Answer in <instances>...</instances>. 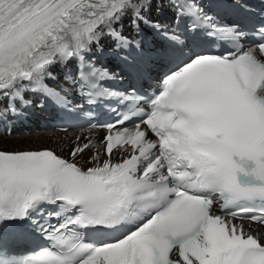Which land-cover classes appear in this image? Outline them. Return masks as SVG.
<instances>
[{
    "label": "snow or ice",
    "instance_id": "1",
    "mask_svg": "<svg viewBox=\"0 0 264 264\" xmlns=\"http://www.w3.org/2000/svg\"><path fill=\"white\" fill-rule=\"evenodd\" d=\"M158 2L0 0V122L26 116L29 91L68 115L75 93L117 116L87 169L51 149L0 150V264H264V23L249 32L166 0L188 54L151 95L114 89L100 59L142 50V25L188 47L151 19Z\"/></svg>",
    "mask_w": 264,
    "mask_h": 264
},
{
    "label": "bare ground",
    "instance_id": "2",
    "mask_svg": "<svg viewBox=\"0 0 264 264\" xmlns=\"http://www.w3.org/2000/svg\"><path fill=\"white\" fill-rule=\"evenodd\" d=\"M159 10L162 12H166L167 8L162 4V2L154 3L153 9L151 12L157 13ZM59 70V69H58ZM60 71V70H59ZM96 134V130L89 133L88 135L79 136L76 133L66 134L65 136L60 135L58 132H44L37 134H30L29 136H23L21 139H2L0 138V142H4V144L0 143V146L5 145L8 148H19L22 147V142L26 141L28 143L34 141H40L42 143H47L49 146L56 148L58 151L67 154L70 158H74L77 160H81L83 162H90L91 158L94 156V152L92 149L88 148L83 153L78 154L76 157H72L69 155V150L75 147L77 144H82L88 138L94 136ZM7 142V143H6ZM11 143H15L16 145ZM8 144V145H7ZM28 146V145H26Z\"/></svg>",
    "mask_w": 264,
    "mask_h": 264
},
{
    "label": "rangeland",
    "instance_id": "3",
    "mask_svg": "<svg viewBox=\"0 0 264 264\" xmlns=\"http://www.w3.org/2000/svg\"><path fill=\"white\" fill-rule=\"evenodd\" d=\"M0 143H2V144H4V142H0ZM7 143V142H6ZM12 144H14V145H16L15 143H11V145ZM33 144H38V145H44V144H47V143H42V142H40V141H34V142H30V143H28V142H26V141H23L22 142V146H26V145H33ZM8 145V144H7ZM49 145V144H48Z\"/></svg>",
    "mask_w": 264,
    "mask_h": 264
}]
</instances>
